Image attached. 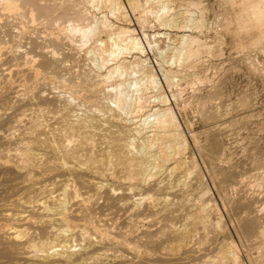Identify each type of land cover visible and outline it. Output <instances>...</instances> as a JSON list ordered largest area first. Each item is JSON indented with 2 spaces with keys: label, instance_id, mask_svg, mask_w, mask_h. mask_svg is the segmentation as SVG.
Listing matches in <instances>:
<instances>
[{
  "label": "bare ground",
  "instance_id": "1",
  "mask_svg": "<svg viewBox=\"0 0 264 264\" xmlns=\"http://www.w3.org/2000/svg\"><path fill=\"white\" fill-rule=\"evenodd\" d=\"M228 1L264 76L257 10L242 6L260 0ZM203 2H0L2 264H264L263 136L238 174L227 131L254 114L216 125L230 104L199 92V67L223 53ZM190 104L210 127L188 129Z\"/></svg>",
  "mask_w": 264,
  "mask_h": 264
},
{
  "label": "rangeland",
  "instance_id": "2",
  "mask_svg": "<svg viewBox=\"0 0 264 264\" xmlns=\"http://www.w3.org/2000/svg\"><path fill=\"white\" fill-rule=\"evenodd\" d=\"M203 1H204L203 4H205V7L207 8L205 16L207 22L209 23L207 25L208 27L206 26L205 29H208L211 23L209 28L210 32L208 33V30H204V32L207 31L205 36H207L206 37L207 40L213 41L211 45H213V43H216L214 49L223 48L222 49L223 53L218 55L213 54V57L209 58L208 62L204 63L205 64L204 66L202 65L201 67H199V70L208 67L209 70L206 71V74L210 78V81L206 82L203 85V87H199L200 90L199 92L205 94L207 89L212 90L218 87L219 89L216 91V93H218L220 97L219 102L220 104H222L223 106L222 108H224V106H226L228 103L230 104V106L228 107L229 110L227 111V114H224L225 116L223 115V117L221 116L220 118H217V120H215L216 125L226 124L233 119L240 118L241 116H243V114H254V116L248 119L246 118L248 122L246 121V119L245 121L244 119L240 120V123L238 122V124H236L237 126L235 125L233 126L234 128L233 127H231L230 129L228 128L229 130L227 131V133H231V132L234 133L233 135H235V137L233 136V139L235 140V142L239 143L237 144L234 142L237 145L236 148L235 147L233 148V150L236 149L237 150L234 151L235 154L232 156L227 154V158H230L229 160L230 163L233 162L237 168H240L239 170L236 168L238 170V174L239 172L241 173V171H243L242 169H244V172H247L248 175L252 172L251 171L252 165L250 166V161H249L251 159L250 157L249 158L247 157L249 156L248 154L251 155V149L249 147H252L251 146L252 142H254L257 139L259 140L260 136L261 137L263 136L261 138V141L263 139L262 144H264V129L260 130L264 127V122H263L264 121V76L262 75V73L260 74L259 71L251 69L245 60L248 56H253V57L256 56L261 61V59H263V55L258 54V52L253 51L249 48H247L246 50L241 44L235 41L236 40L235 37H239V36L241 37V35L236 32L235 25L233 26L234 28H232L231 25L233 24H227L230 22L231 17H232L231 21L233 20V15H232L233 7L230 9L231 5H228L229 2L228 0H203ZM225 19L226 20L229 19V22L228 20L226 22ZM217 23H219L217 27L222 29L221 31L220 29L217 30L215 26L217 25ZM225 23L226 25L224 26L225 27L224 28L223 25ZM228 25L231 26V28L229 27L230 29L227 28ZM223 28L226 29L227 31L224 30ZM226 35L229 36V40L225 42L223 41V37ZM248 50L250 51L248 52ZM250 52L252 55L250 54ZM203 56H205V54H203ZM203 59H207V58L204 57ZM49 91L52 90L49 89ZM189 91L190 89L185 90L184 91L185 93L183 94L184 96L182 98L188 97L190 95V93H188ZM7 112L9 111L0 108V113L4 114ZM181 114H182V120H184L187 123L188 129L190 131L200 132L210 127V124L204 123L202 121L194 104H190L189 106L187 105L186 108L183 109ZM260 125L261 127H259ZM200 135H199L200 139L204 140V135L203 134ZM247 147L250 149V151ZM192 148L193 145L190 144V150L194 152L193 150L194 148L193 149ZM238 165L240 167H238ZM243 184H244L243 182L238 184L239 192L242 191L240 190L241 188L244 190V188L246 187V185ZM213 192H214L213 189H211L210 193L212 195L209 193L210 196L208 195L207 198L211 199V203L215 201V203L219 204L217 196L215 192L214 193ZM228 195L230 197H233L235 196V192L232 190H228ZM212 196L214 197L213 202H212L213 199ZM213 233L215 235L218 234L220 240L223 239V235L220 232H218V229ZM2 260L4 261V259H0V264H2Z\"/></svg>",
  "mask_w": 264,
  "mask_h": 264
},
{
  "label": "clouds",
  "instance_id": "3",
  "mask_svg": "<svg viewBox=\"0 0 264 264\" xmlns=\"http://www.w3.org/2000/svg\"><path fill=\"white\" fill-rule=\"evenodd\" d=\"M243 7H251L257 10V15L252 18L250 24L252 28L259 32L261 40H264V0H260L259 4L242 5Z\"/></svg>",
  "mask_w": 264,
  "mask_h": 264
},
{
  "label": "snow or ice",
  "instance_id": "4",
  "mask_svg": "<svg viewBox=\"0 0 264 264\" xmlns=\"http://www.w3.org/2000/svg\"><path fill=\"white\" fill-rule=\"evenodd\" d=\"M0 2H2V0H0ZM77 31L79 32V29H77ZM89 33H91V29H88V30H86V32H84V33H80L81 35H83V36H85V38L87 39L88 38V34ZM236 39H238V37H235ZM229 40V36H224L223 37V41H228ZM261 45H262V47H264V40H261ZM53 56H55L56 55V53H54V52H52L51 53ZM29 59H31V58H29ZM36 68H37V71L39 70V65L37 64L36 65ZM37 78H39V72H38V76H37ZM110 91H114V89H110ZM116 105L115 104H113V107H115Z\"/></svg>",
  "mask_w": 264,
  "mask_h": 264
}]
</instances>
